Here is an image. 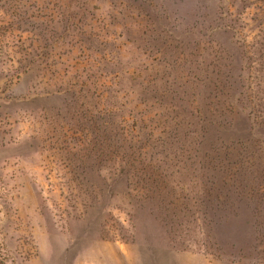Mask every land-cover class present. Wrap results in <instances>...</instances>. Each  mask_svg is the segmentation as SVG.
I'll list each match as a JSON object with an SVG mask.
<instances>
[{
    "label": "rangeland",
    "instance_id": "374dc122",
    "mask_svg": "<svg viewBox=\"0 0 264 264\" xmlns=\"http://www.w3.org/2000/svg\"><path fill=\"white\" fill-rule=\"evenodd\" d=\"M0 264H264V0H0Z\"/></svg>",
    "mask_w": 264,
    "mask_h": 264
},
{
    "label": "trees",
    "instance_id": "16d2710c",
    "mask_svg": "<svg viewBox=\"0 0 264 264\" xmlns=\"http://www.w3.org/2000/svg\"><path fill=\"white\" fill-rule=\"evenodd\" d=\"M180 128V126H178V123L176 124V123H174L173 125H172V129L174 130V131H176V130H178L179 128Z\"/></svg>",
    "mask_w": 264,
    "mask_h": 264
}]
</instances>
